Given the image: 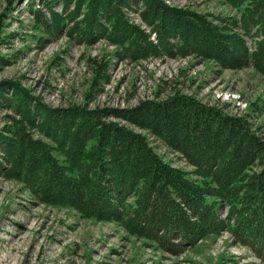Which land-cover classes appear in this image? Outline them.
<instances>
[{"label": "trees", "instance_id": "obj_1", "mask_svg": "<svg viewBox=\"0 0 264 264\" xmlns=\"http://www.w3.org/2000/svg\"><path fill=\"white\" fill-rule=\"evenodd\" d=\"M223 1L237 18L212 21L165 0H41L48 14L35 4L29 12L36 28L65 29L78 44L106 41L121 61L192 56L264 76V0ZM0 107L11 112L0 176L32 199L115 223L172 255L227 231L264 262V140L245 117L179 91L126 109L51 108L13 83L0 84ZM149 136L192 171L163 161Z\"/></svg>", "mask_w": 264, "mask_h": 264}, {"label": "rangeland", "instance_id": "obj_2", "mask_svg": "<svg viewBox=\"0 0 264 264\" xmlns=\"http://www.w3.org/2000/svg\"><path fill=\"white\" fill-rule=\"evenodd\" d=\"M165 1L206 14L212 21L239 16L223 0ZM40 3L41 0H0V84H18L51 108L87 105L126 109L179 91L227 114L245 117L264 140V76L253 68L225 70L192 56L121 61L114 55L115 47L106 41L78 44L66 35L65 29L50 34L36 28L29 5L35 4L46 14ZM54 11H61L60 6L56 5ZM129 17L148 31L137 15ZM245 41L253 50L251 40ZM10 113L0 107V130L9 123ZM149 141L163 161L192 171L162 142L150 136ZM220 215H226L225 208ZM0 264L264 262L249 248L235 243L227 231L172 255L128 234L115 223L84 219L70 208L41 204L23 185L0 176Z\"/></svg>", "mask_w": 264, "mask_h": 264}]
</instances>
